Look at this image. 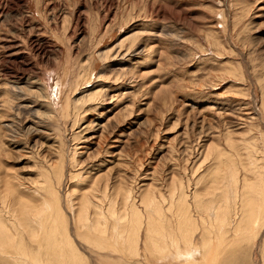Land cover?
<instances>
[{
	"label": "rangeland",
	"instance_id": "rangeland-1",
	"mask_svg": "<svg viewBox=\"0 0 264 264\" xmlns=\"http://www.w3.org/2000/svg\"><path fill=\"white\" fill-rule=\"evenodd\" d=\"M234 173L264 184V0H0V203L15 220L43 205L41 229H68L82 264H155L78 238L82 208L107 194L121 213L129 191L145 212L185 186L217 201ZM262 216L215 264H264Z\"/></svg>",
	"mask_w": 264,
	"mask_h": 264
},
{
	"label": "bare ground",
	"instance_id": "bare-ground-1",
	"mask_svg": "<svg viewBox=\"0 0 264 264\" xmlns=\"http://www.w3.org/2000/svg\"><path fill=\"white\" fill-rule=\"evenodd\" d=\"M229 175L232 181L227 194L223 196L224 198L218 196L222 199L217 201L205 202L198 198L199 187H193V192L189 195L187 192L191 189L186 186L172 188L169 201L153 193L143 202L145 212L128 195L131 193L129 191L125 194L127 195L124 197L125 209H122L121 213L116 209L117 202L110 197L109 199L107 194L103 196L102 201L96 199L97 202H93L88 198L91 202L85 209L82 208L83 215L74 221V228L79 235L78 238L93 245L99 252L112 250L113 254H117L119 258L112 261L125 260L124 254L128 259L136 260L142 252H146L151 256H161L155 264H173L177 260L185 264H200V261H197L199 257L194 258L200 250L201 262L204 260L203 262L215 264V252H220L230 238L233 239L231 244L235 246L237 242L233 241L237 238V232L239 230L243 231V234L245 231L250 232L264 214V184H245L246 182L239 184L238 175L235 173ZM165 201L168 208L164 206ZM101 202L108 205L105 203L102 209ZM70 204L73 211L74 204ZM181 205L185 206L181 208ZM189 209L193 214H190ZM48 210L49 208L43 205L32 204L24 214L23 222L20 223L11 213V206L0 203V264H82L87 261L73 242L68 229L63 236L59 227L49 226L41 229L49 215ZM58 211L60 218L64 220V209L60 202ZM127 223L130 225L129 234L125 232ZM143 225L147 227L144 237L141 233ZM25 226L32 234L28 243L19 244L18 240L24 237ZM200 230L203 231L199 234ZM144 255L142 254V257ZM188 259L190 260L187 263Z\"/></svg>",
	"mask_w": 264,
	"mask_h": 264
}]
</instances>
